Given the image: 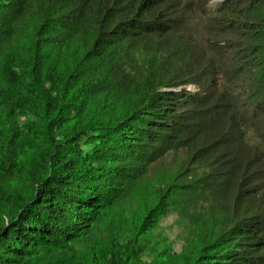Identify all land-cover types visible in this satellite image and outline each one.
Listing matches in <instances>:
<instances>
[{
	"label": "trees",
	"instance_id": "1",
	"mask_svg": "<svg viewBox=\"0 0 264 264\" xmlns=\"http://www.w3.org/2000/svg\"><path fill=\"white\" fill-rule=\"evenodd\" d=\"M261 121L264 0H0V264H264ZM178 150L204 172L133 230L194 210L180 249L146 261L94 237Z\"/></svg>",
	"mask_w": 264,
	"mask_h": 264
},
{
	"label": "rangeland",
	"instance_id": "2",
	"mask_svg": "<svg viewBox=\"0 0 264 264\" xmlns=\"http://www.w3.org/2000/svg\"><path fill=\"white\" fill-rule=\"evenodd\" d=\"M188 16L190 14H187ZM186 15V16H187ZM230 63H235V56L230 51L227 53ZM238 61L236 60V63ZM233 67V66H231ZM238 83H241L240 77L236 78ZM235 83V81L233 80ZM188 90L198 93V85L193 81L185 86ZM258 132L264 138V122L258 123ZM186 151H169L164 156L156 160L149 167L145 176L140 177L135 182L128 184L127 188L117 200L116 209L113 217L104 227H96L94 237L98 240L103 239L109 244H117L118 250H122L125 246L130 245L135 247H142V258L149 261L155 255V249L158 250L164 245H168L175 250H179L181 245L185 242L189 235L187 227L189 219L194 210L182 211L174 207L175 210L166 212L165 215H160L156 226L149 230L148 233L142 236H136L133 230V220L137 218L142 211H137L139 207H143V202L156 196L158 189H166L170 184L177 189L178 181H173V177L179 174L184 175L186 172L194 169L196 171L204 172L200 165H190L186 170L187 165ZM262 170L261 167L259 169ZM258 170V171H259ZM181 179V178H179ZM185 181V180H184ZM195 209V208H194ZM109 237H115L116 240H110ZM105 243V245H107ZM42 262H49L51 264H63L57 254H48L43 256Z\"/></svg>",
	"mask_w": 264,
	"mask_h": 264
},
{
	"label": "clouds",
	"instance_id": "3",
	"mask_svg": "<svg viewBox=\"0 0 264 264\" xmlns=\"http://www.w3.org/2000/svg\"><path fill=\"white\" fill-rule=\"evenodd\" d=\"M213 1H218V0H213Z\"/></svg>",
	"mask_w": 264,
	"mask_h": 264
}]
</instances>
